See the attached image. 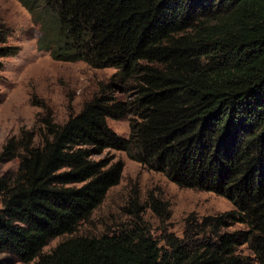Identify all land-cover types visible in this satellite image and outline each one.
<instances>
[{
	"label": "trees",
	"instance_id": "obj_1",
	"mask_svg": "<svg viewBox=\"0 0 264 264\" xmlns=\"http://www.w3.org/2000/svg\"><path fill=\"white\" fill-rule=\"evenodd\" d=\"M58 62L116 72L78 113L58 123L41 101L39 130L0 151V253L23 264H264V0H15ZM7 35L0 30V44ZM18 47H0V58ZM1 67V65H0ZM131 93L127 100L116 94ZM129 118L122 138L108 119ZM118 151L179 188L214 193L231 211L184 220L160 242L167 204L138 194L130 219L100 236L73 234L122 177ZM236 224L245 230L227 232Z\"/></svg>",
	"mask_w": 264,
	"mask_h": 264
},
{
	"label": "rangeland",
	"instance_id": "obj_2",
	"mask_svg": "<svg viewBox=\"0 0 264 264\" xmlns=\"http://www.w3.org/2000/svg\"><path fill=\"white\" fill-rule=\"evenodd\" d=\"M0 30L7 35L0 47H18L15 57L0 58V151L6 141L19 134L22 129L39 130L36 122L42 109L32 100L43 102L51 111L56 122H64L70 113H78L84 102L95 95L101 84L106 83L115 70L112 68L92 69L83 62L66 63L53 60L49 53L37 48L39 29L31 21L29 13L15 0H0ZM131 93L116 94L127 100ZM129 118L108 119V127L122 138L129 135ZM123 163L119 184L109 190L103 203L87 221L80 223L71 235L58 237L44 248L51 251L59 243L80 236H100L116 231L130 220L123 209L134 192L140 205L144 206L149 196L167 204L170 218L161 223L150 209H144L142 219L152 235L163 245L161 239L168 233L182 237L184 220L189 215L202 217L218 215L233 209L225 198L207 191L179 188L162 174L149 171L118 151L109 152ZM17 161L5 163L0 173L14 170ZM236 224L227 232L245 230ZM243 256L252 258L246 246L238 249ZM0 264H23L9 253H0Z\"/></svg>",
	"mask_w": 264,
	"mask_h": 264
}]
</instances>
